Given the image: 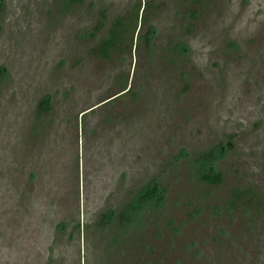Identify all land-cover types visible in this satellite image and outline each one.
I'll return each instance as SVG.
<instances>
[{"label": "rangeland", "instance_id": "374dc122", "mask_svg": "<svg viewBox=\"0 0 264 264\" xmlns=\"http://www.w3.org/2000/svg\"><path fill=\"white\" fill-rule=\"evenodd\" d=\"M64 1L0 0V264H264V0ZM139 2L132 49L94 55Z\"/></svg>", "mask_w": 264, "mask_h": 264}, {"label": "trees", "instance_id": "16d2710c", "mask_svg": "<svg viewBox=\"0 0 264 264\" xmlns=\"http://www.w3.org/2000/svg\"><path fill=\"white\" fill-rule=\"evenodd\" d=\"M83 0H65L64 5L69 7L73 4L81 3ZM192 2L199 4L203 0H192ZM146 5V4H144ZM141 9H143V4L137 3L132 12L126 16H119L115 19L110 29L107 37L102 39L100 43L94 47L91 51L94 55L102 60H110L118 54H123L126 50L130 51L132 49L134 42V34L137 31L139 22L143 19L140 14ZM194 15L195 11H192ZM123 94L130 90V86L127 87V79H124L121 83ZM51 109L50 97L45 96L42 98L38 105L36 114L40 118L42 115L46 114ZM211 166L205 169L203 173L200 174L202 180L209 184H218L221 182L220 173H210ZM249 194H251L249 196ZM248 195V199L245 202L246 206H251L254 198H259L258 194L253 192L251 189L246 190H235L233 192L234 198L229 203V206L236 208L239 205L240 200H244ZM164 192L158 185L156 181H152L148 186H146L139 195L129 204L124 207L119 214L113 210H108L101 216L102 222L100 224H108L115 217L121 221V226L124 229L130 228V225L135 224L139 221V214L144 209L149 202L154 201V204L159 205L163 200Z\"/></svg>", "mask_w": 264, "mask_h": 264}, {"label": "flooded vegetation", "instance_id": "af4514ba", "mask_svg": "<svg viewBox=\"0 0 264 264\" xmlns=\"http://www.w3.org/2000/svg\"><path fill=\"white\" fill-rule=\"evenodd\" d=\"M144 4H145V3H143V9H144V7H145ZM143 9H142V10H143ZM142 10H141V11H142ZM142 12H143V11H142ZM140 23H141V21L139 22V24H140ZM136 32L138 33V28H137V31H136Z\"/></svg>", "mask_w": 264, "mask_h": 264}]
</instances>
